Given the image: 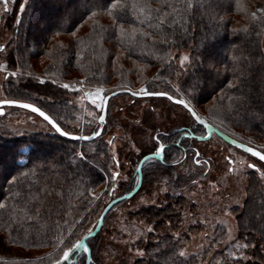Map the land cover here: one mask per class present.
I'll return each instance as SVG.
<instances>
[{
  "label": "snow or ice",
  "instance_id": "1",
  "mask_svg": "<svg viewBox=\"0 0 264 264\" xmlns=\"http://www.w3.org/2000/svg\"><path fill=\"white\" fill-rule=\"evenodd\" d=\"M15 2L16 0H0V7H2L3 13L7 14L11 10L10 4L14 6ZM157 2L158 6L152 7L151 0H84L85 9L81 14L80 21L75 26V30L69 33L79 49L75 53L76 65H81L84 60L82 53L87 51L84 45L85 37L78 35L80 29L85 25L89 27L90 31L87 34V39L90 41V47L96 45L98 41L102 47L104 34L109 29L101 21L107 18L111 21L110 35L114 36L122 46H126L128 52H131L136 47L143 49L146 47L145 41H151L153 48L163 45L168 49L163 56L157 55L155 57L157 60H162L164 65L167 66L165 71L169 75L163 77L164 82L168 86L167 90L156 91L154 88L149 87V85H155L157 81L161 80V74H157L152 80H145L142 86L136 90L131 88L126 90L132 96L165 97L168 101L179 106L190 120V123L182 133L185 139L197 138L195 137V132L200 130L201 134L198 139L201 141L210 140L214 134L213 128L219 127L217 121L220 124L223 123L225 113L228 116H234L239 113L241 108L253 104V92H255L262 105L257 115L264 120V90L253 89L252 85L248 83L249 80L256 79V77L251 71V61L249 60L251 54L245 55L242 50L234 52L232 56L234 78L227 83L226 90L222 89L218 96L212 100L211 106L206 110L207 116L202 115L198 109V104L194 102L197 100L198 93L203 90L202 79L190 75L194 64L204 67L205 75L213 71L218 72V70L215 69V65L212 63L205 65L201 57L193 58L191 52H181V42L194 30L193 22L197 18L203 19L207 17L210 21H214L217 26L226 23L224 17L216 10L219 6L216 0H157ZM28 3L29 0H22L20 3L19 12L21 14L24 13ZM235 10L237 13H243L245 19L250 22L260 21L261 25L264 26V8L249 12L241 0H235ZM20 23L21 21L17 19V26ZM232 31L237 34L241 32L247 34L249 27L246 25L243 28H233ZM61 34L62 32L59 30L55 32L54 36L49 40L51 47L43 53L44 58L52 60L53 63H55L56 59L66 62V46L56 39ZM157 36L158 38H156ZM54 40L56 42L52 43ZM8 47V42L0 44V54H6ZM236 47L239 49V46ZM172 48H176V52H173ZM93 50L95 51L94 48ZM260 56L261 59L258 64L262 72H264V51H261ZM116 59L119 60V57ZM46 75H49V79H44L41 76H32L31 72L23 71L19 60L16 62V67L11 69L6 61H0V77H2V80H0V117L5 116L6 109H23L30 114L26 122L35 125L37 119H39L41 127L49 132H54L59 137L66 138L68 141L88 142L95 141L101 137L104 126L107 124L108 101L111 98L109 93L112 96H115L116 93L111 89L105 88L102 84H93L92 79L88 75H85L82 79L68 82L59 80L55 73H46ZM26 77L29 80H35L38 85L50 84L58 89L65 90L66 93L74 94V98L70 103L74 109L86 112L87 116L90 117L86 123L91 131L85 128V121L81 117L73 119L58 110L56 102L51 97L46 98L42 95H34L32 92L21 91L19 85ZM183 77H189V79H182ZM260 80L264 84V76H261ZM5 84H11L12 88L5 87ZM246 87L249 88L248 92L244 91ZM13 88L16 91H13ZM152 111H155V109ZM140 123L139 120L136 121V124ZM148 136L152 147L149 150V154L142 157L141 162L164 161L168 149L171 147L166 142L165 137L167 136L171 139L170 135L156 129L154 132L148 133ZM116 139L117 137L113 136L106 141V145L112 149L109 157L111 164L107 166L106 183L108 186L100 194L90 193L95 200H100L105 194L114 196L120 181L127 180V177L122 176L120 171L122 165L115 151ZM172 143L180 144L182 142L173 140ZM231 143L239 153L247 154L241 155L237 151L229 150L224 157L226 171L223 179L232 178L236 181L238 192L234 202L243 213L241 221L237 222L234 229L222 220L215 219L213 222L207 216L197 218L196 214L186 212L182 223L188 221L189 217H191V224H200L206 228L211 226L212 230L200 234V240L196 244L197 251L189 250V244L184 241L181 232H173L172 242L164 245V248L169 249L171 252V255L166 257L164 264H190V260L195 259L197 256L201 257V264H207L201 254L207 252V248L214 249L221 245L225 246V252L222 253L224 259L217 260L216 264H229V262L231 264H240V262L250 259L245 254L246 250L249 247L255 248L256 245L248 240L246 235L242 242L237 239L234 233L246 234L254 232L258 233L260 238L264 240V145H255L252 138L244 141L242 137L232 140ZM131 148L139 155L140 149L136 146V143H132ZM91 151L95 152V149ZM191 152L194 164L201 171L197 177H189L188 182L192 186L202 187V179L207 178L212 170V161L210 159H201V153L197 148H192ZM184 158L187 159V152H185ZM88 159L89 156L86 151H76L74 149L67 164L69 167L75 166L78 169L80 164L86 163ZM175 163L179 165L182 161L177 160ZM249 170H253L255 180L250 181L246 187H240L241 181L249 177ZM141 171V168H136L137 174L141 173ZM188 171L185 169L186 175H188ZM192 171H195V169ZM21 175L28 177L29 172H22ZM183 179L184 177L178 174H170L169 178H163L159 190L152 193L150 197H141L137 208L140 206H162L157 204V197L161 193L171 191L173 195H181V192L175 190L174 185ZM136 182H140L139 175ZM9 184V200L12 203L10 206L7 202H0V212L7 214L8 223L11 225L20 224L22 226L24 222H30L41 217L45 211L51 212V209L47 208L48 197L55 195L61 200L64 198L62 192H55L54 190L37 189V192L34 193L32 187L25 188L19 178H12ZM210 187L216 192L220 190L217 183H210ZM84 195L83 191L79 193L80 197ZM191 195L195 196L196 193H191ZM113 203H115L114 200ZM190 203L196 202L191 201ZM69 206L72 207L71 204ZM111 207L112 204H109L108 208ZM230 209L231 206H229V210L223 212L225 217L232 218ZM66 214L71 215V212L69 211ZM100 219L103 220L104 218L101 217ZM65 223L67 224L68 221L65 220ZM73 223L79 224L80 221L76 220ZM56 224L59 227V221H56ZM139 225L143 227L138 226L136 221H132L131 230L128 228L121 230L122 233L127 234L129 239L116 240V242L129 245L128 251L134 257L152 256L154 253H146L144 250L134 246L138 240L145 238L149 233H153L155 228L152 224H145L143 220L139 221ZM218 226L221 229L219 233L216 231ZM168 227L171 228V221H169ZM94 228L95 225L86 230L87 236L78 237L71 243H66V240L74 234L72 230H68L67 236L63 232H58L55 236L56 243L53 246L59 249L60 254L55 258L49 257L52 260V264H77L74 253L80 249L85 253L89 251L87 240L88 237L92 236ZM5 230L8 232L10 241L12 240V232L19 231L17 228L9 229L7 226H5ZM218 236L221 238L218 239ZM23 239L27 241L28 237L24 236ZM196 239V237H192L193 241H196ZM20 247H27V244H21ZM155 252L163 253L160 241L156 242ZM207 254L211 256V252H207ZM44 260L45 257L40 256L37 260L29 258L11 262L4 261L3 264H43ZM132 264H135V262H132Z\"/></svg>",
  "mask_w": 264,
  "mask_h": 264
},
{
  "label": "trees",
  "instance_id": "2",
  "mask_svg": "<svg viewBox=\"0 0 264 264\" xmlns=\"http://www.w3.org/2000/svg\"><path fill=\"white\" fill-rule=\"evenodd\" d=\"M249 1L250 0H241L249 12L256 11L258 8H264V0H251L250 2L252 4H250ZM20 2H22V0H16V6H19ZM216 2L219 5L216 10L224 17L226 23L217 26L214 21H210L207 17L203 19L197 18V20L193 22L194 30L181 42L180 47V51L187 49L189 50L188 52H191L193 58L202 57L205 65L212 63L215 65V69L218 70V72L213 71L205 75V68L199 64H194L190 75L200 77L203 83V90L198 93L197 100L194 101L199 106H202V103H205V101L212 102V100L217 97H215L217 91H221L222 89L226 90L227 83L234 78L232 71V56L237 50H242L245 55L251 54L249 56L251 71L256 79L249 80L248 83L252 85L253 89L264 90V84H262L260 80V77L264 76V72H262L258 64L261 59L260 53L264 51V26L261 25L260 21L250 22L245 19L243 13H237L235 10V0H216ZM151 4L152 7L158 6L157 0H151ZM84 9V0H66L63 10H61L63 14L56 17V15L60 14L59 8L54 14H51L48 13V5L45 2L41 0H29L24 13L21 14L19 10H17L15 21L12 14L8 15L6 21H4L3 29L10 34L8 40L9 47L5 54V61L8 63L9 68L16 67V62L19 60L23 71L31 72L32 76L39 75L44 79H49V75H46V73H55L56 77L63 82L72 81L76 80L78 77L73 74V72H77L83 77L88 75L92 79L93 84L99 83L104 85L108 79H111L110 77L117 76L119 79L118 82H122V84L127 83L125 86H130L133 84V81L129 79L128 76H124V73L126 70L134 71L133 69H135V67L129 69L119 64L115 54L112 53L111 49H107L105 46V43L110 42L120 48L129 58L156 68L155 70L158 74H163L161 76L166 77L169 75V73L165 71L167 66L164 65L163 61L155 58L157 55L163 56L165 52L168 51L165 46L158 45L156 48H153L151 41H145L146 47L143 49L136 47L131 52H128L126 46H122L114 36L110 35L111 21L107 18L106 23L103 20L101 21V23L109 29V31L104 34L102 47L99 41L96 45L89 46L90 41L87 39V34L90 31L89 27L85 33L79 34V36L85 37L84 45L87 48V51L82 53L84 60L80 66H77L75 62V53L79 51V49L76 47L73 40L70 42L58 40L66 46V62H61L59 59H56L55 63H53L52 60L47 59L48 64L45 66L44 70L36 72L31 58L35 56V53H37L36 55L44 56L43 53L51 47L49 40L54 36L56 31L59 30L62 34L68 35L71 31L75 30V26H77L80 21ZM36 10H40L46 14L43 17L38 15V20L46 23V25L44 24L46 27L43 28L41 26L37 29L35 28V30H30L27 26L30 23L29 18L31 19V16ZM51 18L57 20V23L47 25V22H49L48 19ZM17 19L21 21L19 26L16 24ZM44 20H47V22H44ZM235 21H239V23L235 24ZM246 25L249 27V32L247 34L243 32L239 34L233 33V28H243ZM156 38H158V36ZM28 39L35 40L36 45L33 44L32 47L27 45ZM55 42V40L52 41V43ZM236 46H239V49H237ZM172 51L176 52V48H172ZM93 57H95V59H93ZM29 62H32L31 67H29ZM182 79H189V77H183ZM5 87L12 88V85L5 84ZM19 88L21 91L32 92L34 95L55 98V100L58 101L57 104L63 107L67 104L66 98L69 93L53 85L46 84L41 86L38 85L35 80H29L26 77L19 85ZM12 90L16 91L15 88ZM247 91H249L248 87ZM219 93L220 92H218V94ZM253 100V104L241 108L237 115L228 116L225 113L223 123L220 124L219 121H217L219 127H221V129L225 128L232 130L235 132L234 135L239 138L242 137L245 140L252 138L254 142H263L264 120L257 115L262 105L255 92H253ZM249 107H251V109H249ZM57 109L60 110L59 108ZM66 110L67 112L60 111L62 113H67V115H72L73 111L71 108H68V105ZM234 127L238 129L244 128L252 133L248 135L245 134L244 131L234 130ZM244 135H247V137ZM55 143L61 147L60 152L53 151L51 145ZM89 144H94L93 148L95 152H88L84 149V151L88 153L89 159L86 163L80 164V167L77 169L75 166L69 167L67 164L73 150L75 149L77 151V142L68 141L66 138L59 137L54 132H24L18 135L14 131L4 128L2 125L0 126V202H7L11 206L12 201L9 200V181L14 177L19 178L25 185V188L32 187L34 193L37 192V189H47L48 191L54 190L55 192H62L64 197L63 200L55 195L48 197L47 208H50L51 212L45 211L41 217L30 222H24L22 226L20 224H9L7 214L0 212V234L3 235V245L0 243V247H4L5 245L8 247H16L17 251L20 253L24 251H34L36 256L40 257L43 253L54 247L53 245L56 243L55 236L58 232H63L65 235L70 229V226L72 227L74 225L73 221H76L81 215L88 213L87 209H93L94 211L92 210V213L98 210L94 207L95 204L90 206L92 199L90 193L102 184V170L105 171V173L107 172V165L110 163V158L108 157L106 142L102 137L97 138L95 141L82 142L83 146ZM174 151V149L170 150L169 154H175ZM42 153H50L51 156L39 157ZM100 154H102V158ZM172 166L173 165H166L159 162V164L153 165L149 169L150 172H148V174L145 172L144 175V171H142V182L140 187L143 185L146 178L149 181L152 171L156 173L157 176L165 174L170 177V174H175ZM22 172H29V176L23 177L21 175ZM179 176L185 179L184 174ZM250 178V181L255 180L254 176ZM133 187H130L128 184L124 188L125 191L119 195L129 192ZM81 191L85 193L83 197L79 196ZM172 199L177 201L178 208H183L185 204H187V200L181 196L172 197ZM70 204L72 207L69 206ZM174 206L175 205L172 206L169 202L164 205L163 208L150 207L142 208L139 211L138 214L141 215L144 220L150 222L159 221L161 223V232L159 231L157 235L150 234L145 245L146 247L155 246L156 249V242L160 241L163 253H156L155 249L150 250L151 252L148 253H154V255L145 256L147 257L146 259H134L135 264H164L166 257L171 255L170 250L164 248V245L170 244L173 239L172 235L168 233V224L169 221H171V225L177 227L181 223V218H179L180 214ZM69 211L71 215L66 214ZM65 220L68 221L67 224ZM56 221H59V227ZM5 226L9 229H19V231L12 232L11 241L9 240L8 232L5 230ZM95 235L87 240V245L90 249L89 264H93L95 260L98 264H102L103 259L100 253L101 250L99 245L95 243ZM256 235L258 239H261L258 233H256ZM24 236L28 237L27 241L23 239ZM152 236L155 238L151 239ZM247 239L257 245L253 248L252 253L249 252V254L250 256L253 254L255 260L260 262L262 255L258 248L262 250V244H257L258 241L255 239ZM25 243L27 247L21 248L20 245ZM206 255L207 253L202 254L203 260ZM86 258V253L82 251L76 256L75 260L77 264H86ZM199 261V256H197L195 259L190 260V264H199ZM45 263H47L46 258L43 264ZM122 263L125 262L122 261Z\"/></svg>",
  "mask_w": 264,
  "mask_h": 264
},
{
  "label": "rangeland",
  "instance_id": "3",
  "mask_svg": "<svg viewBox=\"0 0 264 264\" xmlns=\"http://www.w3.org/2000/svg\"><path fill=\"white\" fill-rule=\"evenodd\" d=\"M45 2L48 5V13L54 14L56 10L60 9V14L56 15V17H59V15H62L64 7V3L66 0H41ZM251 1V0H250ZM249 1V2H250ZM16 3V2H15ZM21 3V2H20ZM250 4H252L250 2ZM20 6V4H19ZM19 6H16V4L13 6L10 4V11L5 14L3 13L2 7H0V44L6 43L9 40L10 34L3 29L4 21H6L8 15H13L14 21L17 15V10H19ZM38 15L45 16L46 14L44 12H41L40 10H36L33 15L31 16V19L29 18V24L27 25L30 30H35V28L39 27H46V23H43V21L40 22L38 20ZM239 19V18H238ZM44 22H47V25L55 24L57 23V20H54L53 18L48 19ZM103 21L106 23L107 19H103ZM239 21H235V24H238ZM45 24V25H44ZM88 26L85 25L83 28L80 29L79 34H83L87 31ZM57 40L70 42L72 40V37L70 34H61ZM30 47L33 46V44L36 45L35 40H29L26 43ZM106 48L111 49L112 53L115 54V57H119V64L123 65L125 68H133L134 71H128L124 73V76H128L129 79H132L133 84L130 86H125L126 84H122V82H118L117 76L110 77L111 79H108V81L103 85L107 89L116 90V89H122V88H131L133 90L138 89L142 86L143 82L145 80H152L153 77H155L158 73L155 70L156 68L147 66L144 63L135 61L134 59L129 58L120 48H118L113 43H105ZM35 47V46H34ZM189 50L183 49L181 52H188ZM238 51V50H237ZM175 52V51H173ZM33 58H31V61H33V67L36 72H41L44 70L45 66L48 64V60L44 58V56L36 55ZM179 54V53H177ZM245 54V53H244ZM6 55L0 54V61H5ZM202 58V57H201ZM31 65L32 62H29ZM125 71V70H124ZM111 73V72H110ZM161 73V72H160ZM77 77V79H82L83 76L78 74L77 72H73ZM112 74V73H111ZM163 75V74H161ZM39 76V75H36ZM0 80H2V77H0ZM68 82V81H64ZM149 87L154 88L156 91L161 90H167L168 86L164 82L163 76L160 81H157L155 85H149ZM245 92L247 91V87L244 89ZM218 92H216L215 97L218 96ZM74 98V94L69 93L67 96V104L65 107L57 104L58 101L55 100V98H51L56 102V107L59 108L62 112H67L66 108L68 105V108H71L72 115H68L70 118L75 119L76 117H81L83 121H85V128L88 131H91L90 128H88L87 121L90 119L89 116H87L86 112H81L78 109H74V107L71 105L70 101ZM211 101H205V103H202V106L198 105V109L201 111L202 115L206 116L207 109L211 105ZM155 109V111H152ZM251 109V107H249ZM67 114V113H64ZM29 113H27L23 109H6V114L3 117H0V126L2 125L4 128L10 129L14 131L16 134L21 135V133L24 132H45L49 133L45 128L40 126V121L37 119V123L35 125H32L28 121ZM139 120L141 123L136 124V121ZM19 121V123H18ZM190 123L189 118L184 114L182 109L173 104L172 102L168 101L165 97H143V98H135L128 94H118L114 97H112L109 101L108 105V113H107V124L104 126V131L101 135L103 140L106 142L111 137L115 136L117 137L116 143H115V151L117 152L120 162H121V174L122 176H126L127 180H121L120 185L116 190V193L114 196L105 194L100 200H95L92 198L91 195V203L90 206L94 205V207L98 210L95 211V213H92V210L87 209V212L85 215H81L77 220L80 221L79 224H74L71 229L73 231V235L71 237H68L66 240V243L74 242L75 239L78 237H82L87 234V229L91 228L93 225L96 226L98 217L103 209V207L110 201L111 198L123 193L125 191V187L129 184L130 187H135L137 176L134 175L136 172V168L138 165L139 160L146 154H148L150 148L152 147V144L150 142L148 133L154 132V130L158 129L159 131H171L179 126H188ZM95 125H93L94 127ZM221 129V127H219ZM228 135H231L235 139L239 138L235 136V132L228 129H221ZM234 130L244 131L245 134H250L252 132L247 131L244 128L238 129L234 127ZM52 133V132H50ZM199 133L201 134V131L199 130ZM233 133V134H232ZM177 136V133L171 137L172 141L175 140ZM247 137V135H244ZM244 141H247L243 139ZM259 140V139H257ZM136 143V146L140 149L139 155L131 148V144ZM183 149L173 148L170 147L168 149V160L172 162H176L177 160H182V163L177 165L176 163L173 164V170L175 171V174L185 175V179L181 182H178L177 185L175 184V190L177 192H181V195H173L171 191L168 193H161L157 197V204L162 205L160 207H157L155 205L150 207H157V208H163L164 205L167 203H171L174 208H177V211L180 214L181 223L174 227L171 225V228L168 227V233L172 235L173 232L179 231L183 235L184 241L188 242L189 244V250L190 251H197L196 244L200 240V234H202L205 231H211V226H208L207 228L203 225L196 224L193 225L190 223L191 217H189L188 221H185L182 223L183 217L186 212H191L197 215V218H201L202 216H207L209 220L213 221L215 219H219L224 221L229 226H232L235 229V225L237 222L241 221V218L243 216L242 211L238 206L235 204V197L238 192L236 181L232 178L229 179H223L224 172L226 171V161L224 160V157L228 154V151H237L238 154L241 155H247L243 153H239L237 149H235L234 146L230 145L229 143L225 142L223 139H221L216 134H213L210 140L208 141H201V140H193V139H185L183 138L182 142ZM255 145H264L263 142H254ZM79 150H86L88 152H92L91 150L94 149V144H89L87 146H83L82 142H77ZM53 147L54 152H60V146L56 143L51 145ZM192 148L199 149L201 153V159H210L212 161V170L209 173L207 178H203L201 183L202 187L192 186L188 180L189 177H197L200 173L201 169L194 164L192 160ZM174 149L175 154L170 155L169 151ZM112 149L107 146V152L108 157H110ZM187 152V159L184 158V154ZM51 156L50 153H42L39 155V157H46ZM102 158V154H100ZM111 164V161L108 165ZM159 164V162H153V163H142V171H144L148 174L149 169L153 166ZM107 165V166H108ZM185 169L189 170L188 175L185 174ZM195 169V171H192ZM100 170V169H98ZM101 171V170H100ZM103 174V182L102 184L92 191L94 194H100L104 192L105 188L108 186L106 183L107 179V172L102 170ZM153 171L151 172L149 181H144L143 185L129 198L122 200L118 203H116L109 212L106 213V216L101 224V227L99 228V231L96 233L95 243L99 245L101 257L103 259L102 264H132L134 262V259H137L138 257H134L132 253L128 251L129 245H126L124 243H117L116 240H127L129 237L126 233H122L123 228H128L131 230V223L132 221H136L137 225H139V221L143 220L145 224H152L155 228V231L153 233H149L146 235L145 238L138 240L136 242L135 248H139L144 250L146 253L151 252L150 250L155 249V246H148L146 247L145 242L148 239V236L150 234L157 235L159 234V231L162 228V225L159 221L157 222H150L147 220H144L141 215H139V211L142 208H150L145 206H140L137 208L138 201L141 197L145 196H151L152 193L157 192L159 190V187L161 186V181L163 178H169L165 174H160L157 176V174ZM1 176V173H0ZM255 177V174L253 170H249V177H246L243 181H241L240 187H246L250 183V177ZM171 182V181H170ZM210 183H217V186L219 187V191L216 192L210 187ZM133 187V188H134ZM186 189V191H185ZM131 191V190H130ZM191 193H196L195 196H192ZM172 195V196H171ZM181 196L182 198H185L187 200V204L183 208H178L177 201L175 199H172V197ZM191 201H195L196 203H190ZM229 206H231L232 211V218L225 217L223 215V212L225 210H229ZM102 208V209H101ZM169 209V208H168ZM100 212V213H98ZM98 214V215H97ZM97 216V217H96ZM83 217V218H82ZM141 228L143 226H140ZM216 231L219 233L221 231L220 227L218 226ZM161 232V231H160ZM133 231V235H134ZM237 236V239L244 241L245 235L249 239H255L258 241L257 244H262V250L261 252V258L260 262L255 260L252 253L253 248L249 247L246 250V255L250 257V259L246 261L240 262V264H264V240L258 239L256 233L249 232V233H234ZM67 236V233L65 234ZM93 237V236H92ZM192 237H196V241L192 240ZM115 238V239H114ZM155 237L152 236L151 239H154ZM218 239L221 238L220 236L217 237ZM226 238V237H224ZM3 235L0 234V243L3 245ZM182 246V245H181ZM257 246V245H256ZM207 247V246H206ZM117 251V252H115ZM207 252H211V256L208 254L206 255L204 261L207 262V264H216L217 260L224 259V256L222 253L225 252V246L221 245L220 247L216 248H207ZM204 252V253H207ZM59 249L53 247L49 251L43 253L41 256H44L47 259V263L45 264H52V260L49 259L55 258L58 256ZM203 254V253H202ZM201 254V255H202ZM148 256V255H145ZM214 257V258H213ZM33 259L37 260L39 257L36 256V253L34 251L31 252H18L16 247H8L5 245L4 247H0V264H3L4 261H16V260H24V259ZM146 259L147 257H143ZM199 264H201V257L199 256ZM124 261L125 263H122ZM213 261V262H212ZM258 262V263H257ZM231 263V262H229ZM93 264H98L95 260Z\"/></svg>",
  "mask_w": 264,
  "mask_h": 264
},
{
  "label": "water",
  "instance_id": "4",
  "mask_svg": "<svg viewBox=\"0 0 264 264\" xmlns=\"http://www.w3.org/2000/svg\"><path fill=\"white\" fill-rule=\"evenodd\" d=\"M126 89H127V88H122V89H116V90H113V91L116 93V95H117V94H122V93H126V94H128V95H131L130 92L127 91ZM116 95H115V96H116ZM109 96H110L111 98L114 97V96L111 95V93H109ZM131 96H132V95H131ZM133 97H135V98H143V97H140V96H133ZM111 98H110V99H111ZM110 99H109V100H110ZM108 103H109V101H108ZM213 133L216 134L217 136H219V137H220L221 139H223L225 142L229 143L230 145H232L231 141H232V140H235L234 137L228 135V134L225 133L223 130H221L219 127H214V128H213ZM198 137H199V136H198ZM198 137H197V138H198ZM232 146H234V145H232ZM234 147H235V146H234ZM141 161H142V158L139 160L138 165H137V167H139V168L142 167V163H143V162H141ZM138 175H139V180H140V182L137 183V184L135 185V187H134L131 191H129V192H127V193H124V194H122V195H119V196H117V197L111 199V200H110V201H109V202L103 207V209H102V211H101V213H100V215H99V217H98L97 224H96V226H95V228H94V230H93L92 236H94V235L99 231V228L101 227V224H102V222H103V220H101L100 218H101V217L104 218L105 215H106V213H107L108 210L110 209V208H108V205H109V204H112V206H113L115 203L120 202V201H122V200H125V199L129 198L130 196H132V195H133V194L139 189L140 184H141V173H139ZM113 200L115 201V203H113ZM84 236H87V234L84 235ZM92 236H91V237H92ZM88 238H90V237H88ZM82 251H83L82 249L77 250V252L74 253V258L76 259V256H77L80 252H82ZM86 257H87V258H86V264H89V260H90V249H89V251L86 253Z\"/></svg>",
  "mask_w": 264,
  "mask_h": 264
},
{
  "label": "flooded vegetation",
  "instance_id": "5",
  "mask_svg": "<svg viewBox=\"0 0 264 264\" xmlns=\"http://www.w3.org/2000/svg\"><path fill=\"white\" fill-rule=\"evenodd\" d=\"M187 126H179V127H177V128H175V129H173V130H171V131H160V132H162V133H168L169 135H170V137H173L176 133H177V136H176V138H175V140H178V141H181V142H183V138H184V136L182 135V133L185 131V128H186ZM200 135V133H199V130H197L196 132H195V137H198ZM191 139V138H190ZM165 140H166V142L169 144V145H171V147H173V148H178V149H183V147H182V144L183 143H180V144H173L172 142V139H169L167 136L165 137ZM193 140H198V138H195V139H193ZM148 154H149V152H148ZM183 159H181V161H182ZM157 162H160V163H164V164H166V165H173V164H175L174 162H172L171 160L169 161L168 160V154H166V159L164 160V161H160V160H157ZM134 175L135 176H137V178H138V174L135 172L134 173ZM141 182H142V171H141ZM137 184V183H136Z\"/></svg>",
  "mask_w": 264,
  "mask_h": 264
}]
</instances>
